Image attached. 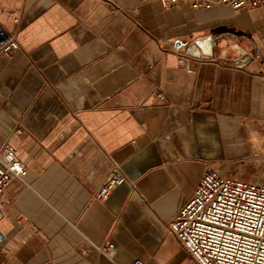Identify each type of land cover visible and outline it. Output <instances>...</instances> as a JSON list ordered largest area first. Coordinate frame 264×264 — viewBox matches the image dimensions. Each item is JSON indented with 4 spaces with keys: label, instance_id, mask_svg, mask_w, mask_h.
<instances>
[{
    "label": "crops",
    "instance_id": "1",
    "mask_svg": "<svg viewBox=\"0 0 264 264\" xmlns=\"http://www.w3.org/2000/svg\"><path fill=\"white\" fill-rule=\"evenodd\" d=\"M210 31L233 42L187 55ZM6 142L27 172L0 194V264H188L167 225L203 172L264 181V7L0 0ZM113 163L126 182L94 200Z\"/></svg>",
    "mask_w": 264,
    "mask_h": 264
},
{
    "label": "built area",
    "instance_id": "2",
    "mask_svg": "<svg viewBox=\"0 0 264 264\" xmlns=\"http://www.w3.org/2000/svg\"><path fill=\"white\" fill-rule=\"evenodd\" d=\"M163 7L190 1L191 8L208 9L223 4L233 10L260 9L264 0H158ZM18 49L10 38L4 52ZM26 166L6 142L0 148V194L12 181L24 182ZM126 179L113 163L93 199L105 201ZM168 230L187 254L188 264H264V181H243L215 169H206L193 196L168 222ZM114 262L117 249L111 242L98 247ZM131 264H145L135 259Z\"/></svg>",
    "mask_w": 264,
    "mask_h": 264
},
{
    "label": "water",
    "instance_id": "3",
    "mask_svg": "<svg viewBox=\"0 0 264 264\" xmlns=\"http://www.w3.org/2000/svg\"><path fill=\"white\" fill-rule=\"evenodd\" d=\"M218 34L221 33L220 31L217 32ZM227 40H230L233 42V38L231 37V35H228V34H225V33H221L219 34L218 36H216V33L215 31H210L206 37H203L201 39H198L196 41H193L189 46H188V49H187V55H192L193 53H190L192 52L191 49L192 47L194 48H197L199 50H201V54L204 55V56H209V57H214L215 55V52L217 50H221L222 48H225L227 46V43H223V41H227ZM238 41V40H237ZM202 45H207L208 46V50L205 52L202 51ZM231 49H235L238 54L240 55V58H243L246 56V52L245 51H239L237 50V48H232ZM222 56H224L223 53H221ZM2 239V235L0 234V240Z\"/></svg>",
    "mask_w": 264,
    "mask_h": 264
}]
</instances>
